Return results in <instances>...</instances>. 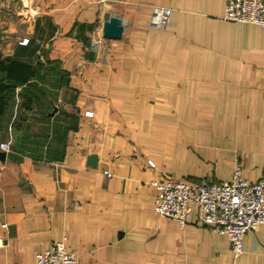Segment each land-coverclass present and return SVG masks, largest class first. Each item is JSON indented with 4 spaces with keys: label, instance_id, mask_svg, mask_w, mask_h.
I'll return each instance as SVG.
<instances>
[{
    "label": "crops",
    "instance_id": "0c3cea01",
    "mask_svg": "<svg viewBox=\"0 0 264 264\" xmlns=\"http://www.w3.org/2000/svg\"><path fill=\"white\" fill-rule=\"evenodd\" d=\"M227 1L0 0V54L36 71L0 117V264L58 241L81 264H264V225L236 256L195 206L184 229L155 210V181L264 177V29Z\"/></svg>",
    "mask_w": 264,
    "mask_h": 264
},
{
    "label": "built area",
    "instance_id": "2783aa9c",
    "mask_svg": "<svg viewBox=\"0 0 264 264\" xmlns=\"http://www.w3.org/2000/svg\"><path fill=\"white\" fill-rule=\"evenodd\" d=\"M171 15L172 9L155 7L151 25L165 28ZM224 19L264 29V0H228ZM85 115L92 117L93 112L87 111ZM0 150L10 152V143H1ZM149 165L154 167L152 162ZM152 185L158 189L155 210L160 216L176 221L184 229L195 213V206L197 222L214 233L226 235L236 256L243 251L245 235L264 225V177L251 182L239 164L231 181L221 184L196 185L184 179L170 178ZM4 246L5 239L0 237V249ZM36 264L81 263L77 255L68 250L65 241H58L36 255Z\"/></svg>",
    "mask_w": 264,
    "mask_h": 264
},
{
    "label": "trees",
    "instance_id": "16d2710c",
    "mask_svg": "<svg viewBox=\"0 0 264 264\" xmlns=\"http://www.w3.org/2000/svg\"><path fill=\"white\" fill-rule=\"evenodd\" d=\"M35 77L36 71L30 64L0 54V117L5 114L14 92Z\"/></svg>",
    "mask_w": 264,
    "mask_h": 264
},
{
    "label": "water",
    "instance_id": "95a60500",
    "mask_svg": "<svg viewBox=\"0 0 264 264\" xmlns=\"http://www.w3.org/2000/svg\"><path fill=\"white\" fill-rule=\"evenodd\" d=\"M124 27L122 20L115 15H108L102 25V35L105 39L117 40L123 35ZM0 157H5L4 153H1Z\"/></svg>",
    "mask_w": 264,
    "mask_h": 264
}]
</instances>
